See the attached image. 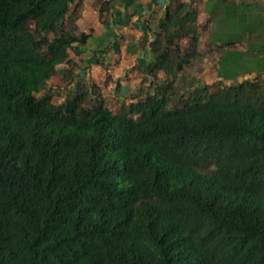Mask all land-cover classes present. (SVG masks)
<instances>
[{"label":"trees","instance_id":"trees-1","mask_svg":"<svg viewBox=\"0 0 264 264\" xmlns=\"http://www.w3.org/2000/svg\"><path fill=\"white\" fill-rule=\"evenodd\" d=\"M74 1L0 0V264H264V69L189 76L201 0H177L143 97L57 104L49 81L93 34L65 26ZM205 12L212 44L264 59V1Z\"/></svg>","mask_w":264,"mask_h":264},{"label":"crops","instance_id":"crops-1","mask_svg":"<svg viewBox=\"0 0 264 264\" xmlns=\"http://www.w3.org/2000/svg\"><path fill=\"white\" fill-rule=\"evenodd\" d=\"M106 1H110L109 6L101 16L100 7ZM176 2L75 0L71 3L65 26L75 27L77 33L93 30V34L86 43L68 50L72 65L60 66L49 81L54 102L63 104L81 91H88L93 99L103 100L108 107L133 103L143 97L154 81L149 70L153 58L151 43L159 32L165 10ZM198 8L202 25L207 19L205 0L200 1ZM219 79L217 74L213 81ZM104 91H110V98H106Z\"/></svg>","mask_w":264,"mask_h":264},{"label":"rangeland","instance_id":"rangeland-1","mask_svg":"<svg viewBox=\"0 0 264 264\" xmlns=\"http://www.w3.org/2000/svg\"><path fill=\"white\" fill-rule=\"evenodd\" d=\"M209 28L210 24L204 25V22L202 23L198 53L193 58L191 66L187 67L189 76H196L202 82L206 80L211 89L216 90L234 79H253L255 74L250 73H258L264 69V59L254 58L247 54L245 43L237 42L233 45L212 44L209 37ZM228 47L231 49H227ZM217 74L221 79L213 81ZM260 78L264 80V75ZM222 79L230 81H223ZM92 89L95 90L94 87ZM104 95H106V98H110V91H104Z\"/></svg>","mask_w":264,"mask_h":264}]
</instances>
